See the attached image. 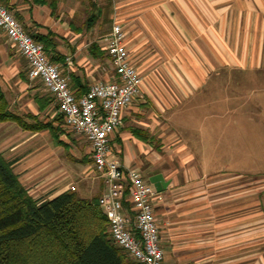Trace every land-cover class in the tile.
Returning a JSON list of instances; mask_svg holds the SVG:
<instances>
[{
	"label": "crops",
	"instance_id": "1",
	"mask_svg": "<svg viewBox=\"0 0 264 264\" xmlns=\"http://www.w3.org/2000/svg\"><path fill=\"white\" fill-rule=\"evenodd\" d=\"M124 2L128 5L124 9L127 13L125 22L128 33L133 40L144 34L152 36L155 43L161 42L162 52L165 54V63L162 67L167 75L160 79L149 77L147 82H143L141 78L139 95L123 111L122 124L109 139V159L117 160L127 169L140 172L142 156L144 155L145 158L146 155V159L154 165L151 167L155 170L143 178L148 182L149 177L161 175L165 188L161 192L162 201L154 207V214L158 227L159 246L163 253L162 264H238L236 261L250 258L247 249L249 237L245 235L248 233L249 221L242 216L235 219L230 215L235 209L233 205L227 203L228 198L224 197L226 199L221 198L219 201L218 185L215 182L217 175L203 172L197 166L200 163L197 162L191 147L183 140L184 136L187 137V133L192 132L189 124L181 122L183 113L180 112L177 116L178 131L183 133L185 130L186 134L180 137L177 143L174 141L175 144H172L174 148L170 150V140L173 137L170 136L169 126L164 121L157 125L152 123L148 114L138 111L135 104L157 100L153 97L156 93L158 100L161 101L158 102V110L160 108L161 114L164 115L171 104H177L181 111L190 115L195 105L191 99L200 94L199 90L217 68L251 69L264 64V0H125ZM7 6L10 14L23 29L32 26L37 30L36 33L46 34L50 31L58 37L59 32H62L59 36H70L69 50L75 60L69 57L70 67L61 65L63 74L68 77L70 89L79 91L80 85L86 82L85 86L89 87L96 81L113 78V69L109 60H107L109 69H101L104 77L96 80L93 76L96 69L92 70L89 63L85 65L87 67L85 70L89 74L83 73L77 61L82 50H79L80 45L73 44L76 35L72 36L66 28L59 29L58 25L51 21L50 10L46 5L35 4L33 0L31 3L30 0H8ZM75 9V6L69 9V17L74 14ZM23 23L30 26H24ZM155 37H161V41ZM104 39L105 37L101 46ZM130 43L128 46L126 44V48L131 59L134 55ZM12 50L16 53L0 31V88L9 110L20 116L29 114L36 119L40 113L53 116L55 113L51 111L50 105L39 111L35 96H44V99L49 97L46 93H42V90L38 95L39 89L35 88L27 77L29 67L26 60L17 54L20 57L18 58ZM96 65L98 68L99 65ZM138 73L140 75L139 71ZM157 84L167 86L166 88L162 86L159 93ZM25 107L28 111L24 110ZM55 112L57 113L56 109ZM209 119L212 118L204 120ZM25 120L29 125L34 124L32 123L34 120H31L32 122L27 118ZM53 120L57 119L41 122L53 125ZM62 125L66 128L63 122ZM137 131L141 133L137 134ZM44 132L49 133L47 130L22 129L14 122L0 123L2 147L0 153L5 160L12 163L13 172L28 194L39 201L53 199L64 192H52L48 187L43 188L53 174L48 169L50 161H44L41 154L36 155V151L42 146L40 142L35 143L34 140L40 138ZM147 133L160 141L164 154L161 157V168L155 166V160L160 156L150 153L148 141L150 139ZM84 142L88 146L87 153L90 156L89 144L86 140ZM146 146L148 150L145 149ZM173 156L177 158L179 171L164 168L165 160ZM86 166L79 163L77 172L82 173L86 178L89 176L94 179L100 196L104 191L103 181L93 171L92 162H87ZM45 171L49 174L44 175ZM38 177L42 178V181L32 185ZM33 186L37 188H31ZM71 190L74 189L71 187ZM237 210H244V206ZM259 240L257 239L258 244ZM256 254L257 257L255 255L252 257L257 259L253 264H264L262 253L259 251ZM128 259L133 264L129 257Z\"/></svg>",
	"mask_w": 264,
	"mask_h": 264
},
{
	"label": "rangeland",
	"instance_id": "2",
	"mask_svg": "<svg viewBox=\"0 0 264 264\" xmlns=\"http://www.w3.org/2000/svg\"><path fill=\"white\" fill-rule=\"evenodd\" d=\"M46 1L48 3L53 0ZM54 1H57L54 10H51L48 4L46 5L50 10L51 21L57 24L59 29L66 28L72 33V36L76 35L73 44L76 46L80 45L79 50H82L77 61L85 75L89 74L85 70L87 68L85 66L86 63L91 65L92 70L96 69L93 73L96 80L104 77L102 76V68L109 69L107 59L104 56L101 59L92 58L89 55L88 47L94 42H98L101 46L103 38L109 33L113 18L122 25L125 33V45L127 44L128 46L131 42L134 58L131 57L130 60L140 72L143 82H147L149 77L160 79V77L167 75L162 67V64L165 63V54L162 52L163 45L161 42L155 43L152 36H145L144 34L133 40L128 33L127 22H125L127 13L124 10L128 5L124 2L125 0H94L102 12L99 20L90 30L85 29L84 23L87 14L91 11L87 0L84 2L82 0ZM74 6L76 7L75 12L69 17V9H73ZM106 7H109V10H106ZM6 10L10 11L9 9ZM94 12L96 13V11ZM108 19L110 20L109 23ZM23 25L30 26L25 23ZM26 31L28 33H36L35 31L37 30L30 26L26 28ZM60 33L62 34V32H59V35ZM59 35L55 38L57 50L63 57H70L74 61L75 58H73L69 50L71 47L70 36ZM155 38L161 41V37ZM12 53L17 55L13 50ZM17 57L20 58L21 56L17 55ZM55 64L60 67L62 65V63ZM96 64L100 67L98 66L97 68ZM211 74L206 84L199 90L198 93L200 94L191 99L195 105H193L192 108L194 109L190 115L183 112V110L181 111L177 104H171L165 114H161L160 108L158 110V102L161 103V101L158 100L156 93L153 94V97L157 100L137 102L135 106L138 111L148 114L152 123L157 125L164 121L169 126L170 136L173 137L170 140V150L174 148L172 144H175L180 137L182 138L186 134L185 130L183 133L178 131L177 116L180 112L183 113L182 115L184 116L181 118V122H185L189 124V127H192V132L187 133V137L184 136L185 139L183 140L191 147L197 162L200 163L197 166L203 172H211L217 175L215 182L218 185L217 195L219 201L221 198H228L229 202L227 203H230L229 205L231 206L233 205L235 209L234 213L230 215H233L235 219L242 216L243 219L249 221L248 233L245 235L249 237L247 249L249 250L250 258L236 262L238 264H253L257 259L252 257H254L253 255L257 257L256 253L259 251L262 253L264 262V64L251 69H224L219 67ZM31 84L39 89L38 95L41 92L48 95L38 81H31ZM86 84L87 82L84 85ZM156 86L160 93L161 87L164 86L166 88L167 85L157 84ZM47 97L50 99V109L55 114L47 116L44 113H40L37 119L42 122L49 119H57L56 121L53 120V125L58 131V138L62 144L56 145L50 133L46 134L45 132L40 138L38 137L34 140L35 143L40 142L42 146L36 151V155L41 154L45 159L44 161H50L48 169L51 170L54 178L51 177L52 179L50 178L48 182L46 181V185L43 188L48 187L52 192H61L71 190L72 187L80 198H99L94 179L89 176L86 178L85 175L77 172L79 163H83L87 167L89 155L87 153L88 146L84 142L85 139L63 127L59 115L55 112L56 106L53 99L49 95ZM24 110L28 111L26 107ZM23 116L25 115L23 114ZM205 118L212 119L204 120ZM144 134L146 135L145 132ZM147 135L150 139L148 140L150 142V153L153 152L160 156L155 160V166L161 168V157L164 154H162L160 141L155 136H151L150 133H147ZM145 149L148 150V146ZM176 159L173 156L165 160L164 168L179 171ZM151 165L146 159V155L145 158L143 155L140 165L142 176H148L155 170ZM58 168L60 171H58ZM45 172L44 175L49 174L48 171ZM89 175L93 177L92 174ZM40 181H42V178L38 177L32 185L40 183ZM31 188L37 187L33 186ZM241 206H244V210H237ZM257 239H260L259 244Z\"/></svg>",
	"mask_w": 264,
	"mask_h": 264
},
{
	"label": "built area",
	"instance_id": "3",
	"mask_svg": "<svg viewBox=\"0 0 264 264\" xmlns=\"http://www.w3.org/2000/svg\"><path fill=\"white\" fill-rule=\"evenodd\" d=\"M0 31L28 64L27 76L38 81L50 95L64 126L81 136L90 147L93 171L102 179L104 191L98 206L106 218L111 243L133 264H162L154 207L162 201L137 170L109 159V139L122 124V113L139 95L141 77L125 45L122 25L112 19L102 48L113 69L111 80H99L79 98L69 88L68 77L47 58L41 44L33 41L16 19L0 4ZM64 65L70 67L67 57Z\"/></svg>",
	"mask_w": 264,
	"mask_h": 264
},
{
	"label": "trees",
	"instance_id": "4",
	"mask_svg": "<svg viewBox=\"0 0 264 264\" xmlns=\"http://www.w3.org/2000/svg\"><path fill=\"white\" fill-rule=\"evenodd\" d=\"M33 2L48 4L54 10L57 1ZM87 2L91 11L84 23L85 29L90 30L99 20L102 10L94 0ZM0 3L9 9L8 0H0ZM107 21L110 22L109 19ZM26 33L42 45L50 62L64 64L65 57L57 50L56 36L52 32ZM88 52L94 59L104 56L109 60L98 42L91 43ZM70 90L79 98L88 91V87L80 85L79 91ZM35 101L39 111H43L50 99L35 96ZM25 118L34 120L31 121L34 124H27ZM5 122H14L30 131L47 130L56 145L61 143L52 124H43L29 114L20 116L11 112L0 88V123ZM87 162H92L90 156ZM97 201L96 197L80 198L73 190L64 191L50 200H35L19 182L12 163L0 153V264H132L126 253L111 243L107 221Z\"/></svg>",
	"mask_w": 264,
	"mask_h": 264
},
{
	"label": "water",
	"instance_id": "5",
	"mask_svg": "<svg viewBox=\"0 0 264 264\" xmlns=\"http://www.w3.org/2000/svg\"><path fill=\"white\" fill-rule=\"evenodd\" d=\"M148 182L153 186L156 192L161 193L165 188L164 183L162 182L161 175H154L148 178Z\"/></svg>",
	"mask_w": 264,
	"mask_h": 264
}]
</instances>
